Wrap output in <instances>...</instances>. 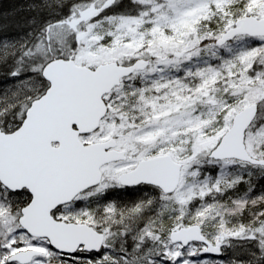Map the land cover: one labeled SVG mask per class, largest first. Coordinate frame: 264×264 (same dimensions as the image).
<instances>
[{
	"label": "rangeland",
	"instance_id": "1",
	"mask_svg": "<svg viewBox=\"0 0 264 264\" xmlns=\"http://www.w3.org/2000/svg\"><path fill=\"white\" fill-rule=\"evenodd\" d=\"M76 2L69 17L61 13L54 17L57 21L48 33L60 37L66 24H76L72 59L77 64L93 68L109 61L149 60L104 95L106 115L96 130L81 136L85 143L115 137L125 160L103 165L100 184L55 212L63 221L100 227L104 233L101 253L78 249L64 255L45 238L29 235L20 227L15 211L24 195L0 183V264L8 262L11 253L32 248L41 254L27 264H263L262 216L245 223L243 208L252 201L264 202V166L213 160L207 154L233 114L257 102L258 115L246 130L245 144L252 156L264 158V36L238 35L223 45L215 43L237 12L263 17L264 0ZM235 3L239 7H233ZM37 91L38 82L27 78L21 89L12 87L8 94H13L11 102ZM163 153L182 163L174 192L131 191L132 196L122 197L121 213H107L103 204H97L105 202L104 198L98 201L103 190L117 189L116 176L121 171L141 158ZM123 213L128 218L141 213L144 222L155 225L142 244L147 246L137 243L135 248L134 242L125 244L120 238L123 231L117 229L116 218ZM192 223L202 228L207 240L221 246L220 256L199 254L200 243L182 246L170 241L172 230Z\"/></svg>",
	"mask_w": 264,
	"mask_h": 264
},
{
	"label": "water",
	"instance_id": "2",
	"mask_svg": "<svg viewBox=\"0 0 264 264\" xmlns=\"http://www.w3.org/2000/svg\"><path fill=\"white\" fill-rule=\"evenodd\" d=\"M238 35L264 36V16L236 18L215 43L223 45ZM148 63V59L136 58L129 64L109 61L91 68L72 58L51 59L41 69L48 83L44 92L30 102L15 129L5 132L0 128V183L9 191L26 189L30 194L18 223L29 235L45 238L52 249L62 254H74L79 248L97 252L103 244L101 231L86 223L56 219L52 211L97 185L104 164L125 160L124 150L114 148L113 138L85 143L80 136L98 128L107 112L104 95L122 78ZM257 112V102L236 111L207 156L264 165V158L252 156L245 144L246 130ZM181 168V162L163 153L139 159L117 179L124 186L150 184L170 194L178 186ZM169 239L182 246L201 243L200 254H221V247L207 240L196 223L171 231ZM40 254L39 249L20 250L11 253L7 261L27 264Z\"/></svg>",
	"mask_w": 264,
	"mask_h": 264
},
{
	"label": "trees",
	"instance_id": "3",
	"mask_svg": "<svg viewBox=\"0 0 264 264\" xmlns=\"http://www.w3.org/2000/svg\"><path fill=\"white\" fill-rule=\"evenodd\" d=\"M77 4L76 0H0V128L2 130L8 132L15 129L22 121L30 102L46 89L48 84L41 75L43 65L54 58H74L76 55V51H74L78 39L76 24H68V26L66 24L64 28L66 31L63 32L64 36L61 39L59 38L63 34L60 37L55 35L52 37V33H48V29L57 21L54 18L56 15L61 13L65 18L69 17L68 14L76 10L74 6ZM239 5L235 3L233 7H239ZM118 8H122V6ZM246 14L249 13L237 12L235 19ZM81 28L84 26L81 25ZM52 48H55L56 51L53 52ZM27 78L35 79L38 82L39 91L28 95L26 99L17 98L10 102L13 94H8L9 90L12 87L21 89ZM7 85H11L8 91L6 90ZM254 166L259 168L261 165ZM15 193L24 195L23 200L16 202L15 211L19 217L21 208L29 201L30 195L25 190ZM127 196L132 195L124 196L122 191L117 188L113 194L107 195L104 203L97 204H103L105 207L102 206V208L107 213L110 211L121 213L122 202L125 200L122 197ZM252 202L254 203L247 202L250 205L243 208L246 210L243 222L253 223L262 216L261 219L264 223V202ZM120 216V218H116L117 229L123 231L120 238L126 241L125 244L127 241H132L134 247L137 248L138 244L142 246L147 242V233L155 225L144 222L141 213H136L133 218L124 217V213ZM95 228L102 231L100 227ZM144 246L147 244L142 247ZM63 263L69 264L67 261H63ZM4 264L10 263L4 262Z\"/></svg>",
	"mask_w": 264,
	"mask_h": 264
},
{
	"label": "flooded vegetation",
	"instance_id": "4",
	"mask_svg": "<svg viewBox=\"0 0 264 264\" xmlns=\"http://www.w3.org/2000/svg\"><path fill=\"white\" fill-rule=\"evenodd\" d=\"M109 138H113L114 140H115V145H114V148L115 149H118L117 148V139L115 138V137H108V138H106V139H104V140H107V139H109ZM104 140H100V141H104ZM94 142H97V141H94ZM118 150H122V149H118ZM119 161H123V160H119ZM112 162H117V161H112ZM112 162H109V163H112ZM108 164V163H107ZM106 165V164H105ZM131 168H133V167H131ZM131 168H129V169H126V170H124V171H127V170H130ZM121 172H123V171H121ZM120 172V173H121ZM119 173V174H120ZM118 174V175H119ZM118 175L116 176V184L118 185V190H121L122 191V193L124 194V196H126L127 194H130V195H133V193H131V191H136V190H139V189H148V190H151V191H153V192H162V190L160 189V188H158V187H156V186H153V185H150V184H143V183H141V184H138V185H134V186H124V185H122V184H120V182L118 181V179H117V177H118ZM102 181V171H101V179H100V181H99V183L98 184H100V182ZM97 184V185H98ZM96 186V185H95ZM113 189L114 188H112L110 191L108 190V192L107 191H102L103 192V196H101V198L98 200V201H101L102 200V198H104V199H107V195L109 196V195H111V194H113L114 193V191H113ZM23 190V189H22ZM28 194H29V192L26 190V189H24ZM130 192V193H129ZM126 193V194H125ZM30 195V194H29ZM95 199H97V198H95ZM103 199V200H104ZM96 201V200H95ZM102 203V202H101ZM65 205V204H64ZM61 206H63V205H60V206H58V207H56L53 211H52V215L54 216V218H56V219H58L56 216H55V212L61 207ZM60 220V219H59ZM201 228V227H200ZM201 231H202V228H201ZM103 232V231H102ZM202 233H203V231H202ZM204 234V233H203ZM200 254V253H199ZM210 255V254H209Z\"/></svg>",
	"mask_w": 264,
	"mask_h": 264
}]
</instances>
